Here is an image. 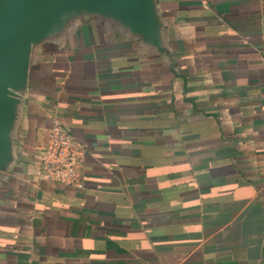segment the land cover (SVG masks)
Returning a JSON list of instances; mask_svg holds the SVG:
<instances>
[{"label":"crops","instance_id":"0c3cea01","mask_svg":"<svg viewBox=\"0 0 264 264\" xmlns=\"http://www.w3.org/2000/svg\"><path fill=\"white\" fill-rule=\"evenodd\" d=\"M34 41L0 168V264H264V0H153ZM79 187L36 174L52 120Z\"/></svg>","mask_w":264,"mask_h":264},{"label":"water","instance_id":"95a60500","mask_svg":"<svg viewBox=\"0 0 264 264\" xmlns=\"http://www.w3.org/2000/svg\"><path fill=\"white\" fill-rule=\"evenodd\" d=\"M96 13L117 20L129 32L158 46L153 0H0V168L6 130L26 83L31 44L74 16Z\"/></svg>","mask_w":264,"mask_h":264},{"label":"built area","instance_id":"2783aa9c","mask_svg":"<svg viewBox=\"0 0 264 264\" xmlns=\"http://www.w3.org/2000/svg\"><path fill=\"white\" fill-rule=\"evenodd\" d=\"M84 155L81 142L61 120L54 118L36 174L41 180L79 187Z\"/></svg>","mask_w":264,"mask_h":264}]
</instances>
